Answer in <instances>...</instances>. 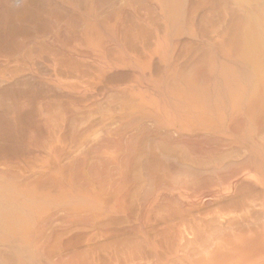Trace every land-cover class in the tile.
Segmentation results:
<instances>
[{
    "label": "bare ground",
    "instance_id": "1",
    "mask_svg": "<svg viewBox=\"0 0 264 264\" xmlns=\"http://www.w3.org/2000/svg\"><path fill=\"white\" fill-rule=\"evenodd\" d=\"M26 1L27 0H8V2L13 3V6H24ZM54 1L55 5H61L62 8L64 7V9L65 6L69 7L70 9L68 10H71L73 8L72 6H70L72 5L71 2H75L73 0ZM116 1L117 6H120V4L121 6L125 7L136 6V8L134 7L136 11H134L135 9L132 10L133 7H129L128 9L126 8L127 11L124 9L125 7H122V9L124 10L119 9V14L117 13L118 11H116V14L122 16L126 15L127 13L125 14L121 11H126L129 13L130 11H134L135 14L131 12L130 16L135 15V18H137L136 13L139 11L137 6H142V8L143 6H146L148 10L150 8V10L148 11L150 15L147 13L149 15L147 16V19L146 13L144 16V11L141 9V7L139 8L141 10L138 12V15L140 14V12L142 13V11L143 15H139L141 21H138L139 18L137 19V21L141 22V24L139 25L138 23L135 27H146V29L149 30L144 31L143 28L141 30L144 31V33L151 30V33L147 32V34L150 33V35L152 36H150L149 34L147 36V34L141 32L140 27L137 28L139 29V31H135V27L133 28V26L135 25L134 22L136 21V19L134 22H132L134 20V17L132 16L133 18H131L129 15H126L127 18L125 19L121 17V19L119 20V16L118 18H115L117 21L119 20L118 25L120 23L122 25L123 21L125 20L124 23L126 24V22H128L126 26L128 25L129 27H123L122 29L125 30H123L122 32L120 30L122 26H119L120 29H118L117 25L115 26L117 27V31L115 29L114 30L116 31V35L119 31H121V35L124 32L126 33L127 30L129 31V29H131L130 32H133V30L135 31L134 33L131 32V34H129L130 32L128 33L129 35H131L132 41H130L131 37L129 39V35H127V33V36H125L124 34L122 35L123 38L120 36V39H124L126 37V39H129V43L131 42V47L129 45L126 46L127 48L130 47L127 53H129L130 55L132 54L131 57L133 61L130 60L131 57L130 59H128L133 63H141V67L143 68V65L152 63H149L150 60H147L148 63L145 61L148 56L149 59L154 56L158 59L157 55L162 58L161 62L164 61V63L162 64H165L164 69H162L163 65H158L159 68L162 69V71H160L163 72V79L161 80L160 78L162 82V88L161 86H159L161 84L160 80L158 79V83V80H156V78L153 79H155L157 84H159L158 87H160L162 89L160 90L163 92L160 94L161 91L159 89L154 90L152 87L154 91H159L155 93H159L161 95V98H159V94L155 95L154 91L151 89V86H153L152 84L151 86H148V84L146 85L144 83L145 81H148L146 80L147 78H152V76L146 74L149 75V77L147 76V78L144 79L143 77L145 76H143L142 74L143 69L138 68V70L140 69L139 72H142L141 74L143 77H140V74L138 76L140 78H143L142 81H144V85L141 84L142 81L140 83L135 82V80H137L135 75H130L131 77H129L127 80L131 79L129 80V82H131L129 83L127 81V84L125 83V77L123 78L125 80V82L122 83L123 86L125 84L124 87L121 85L122 80H120L121 82L119 80L116 81L114 77L113 79L117 82V86L118 84L122 86H118L119 88L116 89L117 86L114 87V84H111V81L113 80H111L112 78L109 76L111 83H108L109 81L107 83L108 85L111 84L114 89H112L110 86L108 87V85H104L105 87L112 89V91L110 90L109 93V89L107 88L106 90L104 88V90H106L109 94H104V90H101L103 93L102 94L101 92H99L101 93V95H96L93 93L96 97H93L94 101H91L92 99L89 100L90 102H92L91 105H89V101L87 103L89 106L85 103V101H87L86 97H89V95L86 96L85 94L87 92H89L88 94H90L95 90L93 85L96 84L99 89H103L101 88V83H104V80L102 81V77L104 78L105 76L103 72L108 71L107 69H105L106 67L110 69V63L117 57L115 56L113 60L110 59V57L105 58L111 52L115 53V50L113 48H116L117 45V42L115 44V41L112 40V42L108 44L111 46V44L113 43L115 45L114 47L111 46V48L110 46L106 45L111 38L115 37H110L109 34L107 35L105 34V31H103L104 27H106L107 29V26L105 25H108V22H105V25L103 24V26H100L103 28L101 29V33L103 35L100 34L101 36H99L98 34L100 30L98 31L96 29H92L93 27H98L97 24L99 25L101 21H103L102 17L104 15H101V21L100 19L96 18V16H98L96 15V12L98 13V9L96 10L95 6L98 2L99 4L97 5V7L100 4L102 5L100 0H98V2L96 0L84 1L86 2L87 8L88 6H90L92 9L94 7L95 12L90 7L89 9H91V11H93L96 15H93V12L90 13L92 17L95 16L92 20H94L95 18L99 20V22L96 23V26H92V24L90 26V23L93 21L88 18V20L91 21L90 22L85 17L86 14L87 17H91L89 16V13H87L90 10L86 8L87 12L85 11V15L84 10L81 12V14L79 12L80 15H78V13H75V9H72V11H74V13L79 16V18H77L78 20L80 18L82 19V16L84 15V18H86V20L83 19L84 21L82 22V20L80 19V21L82 22L81 24L83 25L84 22H90L89 24L84 23V25H86L85 27L92 30L90 31L88 29V32L87 28L86 30L84 28L86 32L84 30V32L81 31V34L83 33L84 35L85 33L84 38L82 35H80V37H82V39L80 38L82 41L78 43H76V39L78 37L75 39V41L72 40L74 38H70L71 41H74V46L72 45L71 41H67L70 39H67V43H65V45H69V48V43H71V46L77 49V54L79 53V56L81 54L80 57L82 58V61H86L84 63L87 65V67H95H91L94 71H90V68L89 72H86L88 69H78V63L83 64L81 58H77L78 60L75 59V61H78V68H75V70H73V68L71 69L66 64V62L64 64V61H62L63 55H61V53L59 55L62 59L59 57V55L58 57L61 59L60 61L63 62L62 66L59 65V59L56 60L59 64L55 63L52 65L53 61L51 62L52 68L57 64L58 69L57 67H54L53 69L48 71V69H50V63L48 64L47 68L45 66V69L49 72V75H47L50 76V78L47 76L48 82L47 80L46 82L45 80H43L44 84L48 83L47 85H51V88L53 87L54 90H56L55 88H62L66 89V92H68L67 90L70 89L72 90V93L74 91L77 92V94L80 92L76 90H82V92H84V94L82 92L80 93H82L83 96L86 97L82 98L83 100L79 101V103H75L73 101H76L77 95L76 97H74V99L73 95H71L72 93L70 90L71 96H69L72 97V99L69 97L70 99L68 102L71 103L70 101L72 100V103L74 105H77L79 109L76 110L75 106V110L72 109V104H69L68 102L63 100V97L61 99V97L59 96L60 93L58 92V97L63 100H59L61 103H59L60 105L58 104V107H60V109L62 110H60L59 112L62 113L58 114L56 112L57 110H53L50 106V104L52 103H49L50 101H52L50 100L51 97L50 99L48 98L50 101H46L47 98L39 93H34L33 95L29 93L30 87L32 89L31 92H36V90H34L35 88L38 90L37 92H40V88L38 89L37 87H35L39 85V83H37V85H34L35 83H32V85L34 86L31 85V82L35 81V79L37 78L36 76H38V72H36L37 67H35L36 69L34 68V65L36 64H33L32 67L30 64L31 60L29 62V60H26L27 56H24L25 54H22L26 53L28 49H26V52H24L25 50L23 49L22 53L20 51H17L13 54H9L8 51H10L9 48L11 44L9 42V48L6 51L7 57H5L6 55L2 56L0 54V70H5L3 68L5 67L4 64L10 65L9 63H11V65H13L12 63H14L15 66H17V64L20 66L19 70L16 68V71L14 73L15 75L12 78L10 75H8V77L11 78V81H13L12 83H16V85L17 83L21 84L23 81H26V83H30V85L27 86V88L29 87V92L26 91L27 88L25 89L24 87V89L22 88V91L24 90V93L21 91L22 93L19 99L16 98L18 99V102H16L17 100L15 99L14 103L16 102L15 108L17 110L14 109L15 112L12 115V119H10V117L12 116H10L11 114L8 112L10 114L8 115L10 117L7 116L9 118L8 120H12L11 122H13V119L15 120V115L16 117H18V119L19 117L20 119L23 118L24 122L28 121L30 124L27 122V125L29 124V127L27 126L29 129L27 128L26 131L29 132V137L31 136L32 138L34 135L33 138H36V140H31V138L29 140V137L26 133L25 134L27 136L25 134H21L23 137H27L26 139H28V141H26V139L22 140V137L18 134V137H21V141H26L25 144V142L23 143L20 140L16 139V141H20L24 146L22 147V144L19 142L21 144L20 145L17 142V144L22 147V150H19L22 151L20 152L21 154L14 150L13 153H17L13 154L12 149L9 150L10 146H7L9 147V149L5 148V151L7 149V151H11L10 153H12L13 155L10 154L11 156H9L8 153L7 155L2 154L3 152H1L2 155L0 156V167L2 168L0 169V264H264V136L262 134L264 132L261 131V133L258 134L259 129L264 123V0H194V3L188 2V0ZM2 2L0 0V6L3 5ZM8 2H5L6 7L7 4H9ZM43 2L44 1H42L41 3ZM115 2L113 4H110L115 5ZM36 3H38V1ZM41 3L39 2V4ZM80 3L82 2H79L76 5L73 3V5L76 8V6ZM189 3L192 6V11L195 10L193 11L194 13L198 9H193L194 6L199 8L201 7L202 9L206 7L208 10H214L213 12L216 15V11L221 9V13H219L222 16V19L220 20V22L218 21V25H214L217 26L216 28L213 26L214 28L210 34L204 35L205 33L203 34V29L200 31L198 29L200 26L196 27L195 25L201 23L200 21H197L199 17L201 18L202 15H205V13L207 12L211 13V11H208L205 8V11L207 10L206 12L200 10L204 14H201L200 12L199 14L201 15L197 17L195 21L196 23H194L193 14L192 17L188 15L189 11H191L188 7ZM221 3L222 5L224 3L226 4H224V6H221L225 8L226 11L225 9L223 10L220 7ZM47 4L49 5L51 3L48 1ZM28 5L30 6V3ZM43 5L46 6L45 3ZM102 6H109V4H106V2H104ZM155 6H160V10L158 7L157 8L160 11L161 17H158L160 20L157 19V14V16H155L154 18L152 17V19H157L159 21L157 22L160 23V27L158 26L159 24H157L156 20L153 21L154 23H150L152 21L148 20V17L154 16L152 14L151 8L153 9V7ZM217 6H219L220 9H218ZM2 7H0V9ZM49 7L53 8V6ZM12 8L13 7H11V9ZM216 8L217 10H215ZM11 9H9L10 12ZM5 10L9 12L8 9ZM72 11L71 13H69L72 14ZM155 11L153 10L154 14ZM159 11H156V13H159ZM187 11L188 14L186 15ZM192 11L190 13H192ZM24 12L25 11H23V13ZM54 12L52 10L51 13L54 14ZM120 12L124 15L120 14ZM13 13L14 11L11 14ZM69 13L68 15H70ZM8 14L9 13H7V15ZM17 14L20 15L21 13L19 14V12H17ZM62 14H64V11ZM62 14L60 15L62 16ZM3 15L1 16V18H5V16ZM14 15L17 16L16 13ZM68 15H64V18L69 19L72 17L71 19H75L76 17V15L75 17H73V15H70V17L67 18ZM206 15L205 17H208L209 21L210 18ZM216 15L212 16L211 19L216 18L218 16ZM25 16L22 17V20L27 19L30 15L27 16V18H25ZM57 16L58 14H56V17ZM187 16L190 17V20L192 18V20L190 21L189 19H187ZM105 17L107 18V16ZM52 18L53 16H51L50 19L52 20ZM108 18L107 20H109L110 22L109 25L113 26L111 24V21L114 19L111 18L112 20L110 21V19ZM129 18L133 20L126 21ZM202 18L204 19V16H202ZM202 18L200 19L201 21H203ZM10 19L9 21H11ZM19 19L21 20L20 16ZM19 19L17 20L18 23L20 22ZM56 19L54 21H56ZM65 19L64 21L67 22V20ZM77 19L75 20V24H72L73 26H71V22H69L70 26L67 30H71V27H77H74V25H76ZM149 19H151V17ZM2 20L4 19H1L0 25L2 24ZM121 20L122 22H120ZM188 20L190 21V23ZM15 21L16 20H14V23L16 24ZM70 21L74 23L73 20ZM208 21L206 20V22ZM206 22L204 21L205 24ZM51 23L54 24L53 21H51ZM102 23H104V21ZM214 23L215 20L213 24ZM53 24L52 26L55 27V25ZM81 24L78 25V27H80ZM129 24L134 25L132 26ZM205 24L202 25L205 26ZM87 25H89L90 27ZM57 26H59V24H57ZM123 26L125 25L123 24ZM81 27L80 29L82 30L83 27ZM100 27H98L97 29H99ZM207 28L209 29L212 27L206 26V29ZM208 29L206 31H209ZM57 30L58 29L56 28V31H54L57 32ZM93 30L95 33H97L98 31L97 35L93 36V34H95ZM111 30L112 28L110 29V31H107V33H112ZM115 31L114 33H112V35H115ZM0 32H2V30ZM3 32L0 34L5 35L6 32ZM89 33H91L92 37ZM104 34L107 35V37L105 36V38L109 39V41L102 37L104 36ZM6 35L8 34L6 33ZM55 35L57 36V34ZM58 35H60V31ZM118 35L116 37H118ZM0 37H2V35ZM57 37L59 38V36ZM100 38L102 39L100 40ZM24 39L27 40L26 42H24L26 43L25 46H27L29 38L26 37ZM80 39L78 38V40ZM120 39H118V43H120V45L123 41L124 42L122 44H129L128 41L126 42V40ZM13 40H15V38ZM104 40L107 41L105 46L103 45L105 43ZM119 40L122 42H119ZM4 41L5 40H3V43ZM18 41L22 42V40ZM101 41L103 42L102 45L104 46V48L107 47L106 53L109 52L106 54V56H104L105 53H102L103 47L100 44L102 43ZM134 41L137 47L135 46ZM49 42H51V40ZM62 42L60 44H62ZM181 42H183V44H186V46L189 45L191 47L189 48L188 52L186 49L184 50L183 44ZM132 43L138 49H136L134 46L132 47ZM178 43H180L181 45ZM198 43L199 45H203L200 47H196ZM16 44H18V42ZM14 46L15 44L13 43V48ZM59 46L61 48L60 51H63L65 48H67L66 46H63V49L61 45ZM123 46L121 45V47ZM181 46L182 49L187 52H180L182 54L184 52L185 56L183 57L188 58L187 60L185 59V62H180L184 60V58H180V60L177 56L179 55ZM31 47L32 42L29 49L30 52H32L33 50V47ZM125 48L123 47L122 50H124ZM131 48H135L137 52L134 49V51L130 50ZM16 49H14V51ZM19 49L21 50L22 48ZM112 49L114 51H111ZM66 51L67 50H65V52ZM119 51L121 53L123 52L120 48ZM119 51L116 50L117 53L115 54L118 55ZM65 52L64 55L66 57V55L68 54H65ZM76 52H73L72 54ZM99 53L103 54L102 57H100L101 55H99ZM137 53L140 55L138 56ZM111 54L115 55L113 53ZM123 54L125 55L126 53H122V57L120 58L124 57ZM129 54L128 57L130 56ZM75 55L76 54H74V56ZM133 55L136 59L138 58L139 61H135L136 59L133 58ZM103 56L104 59H101L103 58ZM125 57L127 58V55H125ZM66 59L65 61H68ZM106 59L112 61H110L109 63V60L107 61ZM118 59L119 58H117V61ZM142 59H144V61ZM87 60H89L88 62L91 61V63L95 62V66H93V64L91 63L90 65L87 64ZM129 60L123 59L122 64L121 62H117L115 60L116 62L114 61V66H116L117 63H120L121 65L124 64V66H116V70L118 71V68L121 67L124 68L126 65L125 63L127 62L131 63ZM4 61L5 63H3ZM70 61L72 60L70 59ZM123 61L125 63H123ZM161 62L159 61L160 65ZM128 63L127 66L130 65ZM136 64L134 66L131 64L132 69H137ZM157 64L158 62L155 63V65H152L156 66ZM14 65L12 67H15ZM114 66L112 65V67ZM127 66L126 69L128 68L130 70V68ZM65 68H67L69 71H67ZM149 68L151 69V66ZM8 69L9 68H6L7 71L5 70V73L9 71L13 73L12 71L14 68H12V71L10 69L8 71ZM45 69L42 70L45 71ZM127 70L126 74L127 72L128 74H130L129 70ZM47 71L44 72V74L48 73ZM120 71H122V73L125 72V70L123 69ZM154 71L152 72L154 73ZM150 72L147 71V73ZM5 73L3 72L2 75H4ZM5 75L7 76V73ZM110 75L113 76V74ZM6 76L4 79L2 78L3 76L0 75V88L5 83L6 86L8 85L7 83H11L10 81H8L9 79L6 80ZM44 76H46V74ZM40 77L42 78V76ZM47 77L44 79H47ZM132 77L135 78L134 82H132ZM107 79L109 80V78ZM138 81H140V79ZM149 82L151 81L149 80ZM26 83L23 85H27ZM155 85L156 84H154V88ZM6 86L4 88H6ZM43 86L44 85H42V88L45 89L46 87L44 88ZM71 86H75L76 88H73ZM33 87L35 88L33 89ZM90 89H93V91ZM99 89L96 91H100ZM54 90L52 93H54ZM58 91H60V89ZM10 92H12V90ZM46 92H49L52 95L49 88ZM40 93L44 92L41 91ZM2 94L5 93L3 92ZM36 94L40 95V97L38 95L36 98L38 100V108L41 107L39 109L42 110L43 114L45 113L47 115H45L46 117H50V119L53 120L52 123L50 122L51 124L48 122L50 126L54 123L52 125L54 127H51V133H49V130L47 129L50 128V126L46 127L47 130L45 134L42 133L44 134V137H47V139L43 138L46 139L45 143L47 142L46 145H48L47 148L45 147L44 149H42L41 144L37 143V139H40L37 136L40 135L41 132L37 135L39 131L37 130L38 132H35L37 128H33L35 121L38 124L43 119L41 118V116H37L38 114H36L35 109L37 107L35 104L37 102L35 101V104L33 102L36 99L31 100V97L35 98ZM46 94L45 96H47ZM50 94H48V97ZM13 95L17 97L15 94ZM7 98L9 99V97ZM85 98L86 100H84ZM78 99L80 100V98ZM9 101L12 102L11 100ZM55 101L57 102V100ZM56 104L57 103H55V105ZM56 109L58 108L56 107ZM4 110L7 111V109ZM24 110L30 112V118L28 117V113L27 116L25 115L26 113ZM41 110H39L40 113H42ZM6 111L5 114L3 113L1 115L5 116ZM9 111L12 112L13 110ZM23 114L28 117L30 121L28 120V118L26 119ZM3 120H5L4 117ZM23 120H20V122H22ZM17 121L18 120H16L15 122ZM0 122H2V120ZM7 122L9 123V121ZM15 122H13L14 124H12V128H14V125L17 126L16 128H18V126H21V130L18 131H22V129L24 128L22 125L23 122L21 123V125H19L20 123L16 125ZM3 124L4 123H2L1 125L3 126ZM40 124L41 122L39 123V125ZM44 124L46 126V123H43L42 125L44 126ZM7 126L6 129L9 130ZM35 126L37 125L35 124ZM112 126L115 128H113ZM110 127H112L114 130ZM33 129H35V131ZM109 129L112 130V133L109 131ZM149 130L153 132V134L151 132L152 135H154L155 133H163L164 138L162 139H164L166 143L183 146L189 154L196 156V159L199 157H205L209 159L216 153V151L219 153V155L220 153H224V159L227 157L226 155L228 153L224 152V149L229 147V150H231L232 152L233 150L235 152V150L241 147L244 150L243 153L242 150H240V152L242 153V156L246 155V157H243L244 159L240 157V160L238 159V156V160L234 156V158L232 159L228 158L229 162L231 160H234L235 162L232 164L231 161L230 165H227L225 163V161L227 160L226 158L225 161L222 160V163L224 162L223 166L220 164L218 165L220 166V168L216 169V173L208 174V172H204L202 174L197 173V168L198 166H201V170L203 165L196 164L198 165L196 166L194 164L195 162H193V159L190 156L189 158L192 159L193 162L192 165L197 167L195 169V173L193 170L195 167L193 166L192 169L190 161H188V163L190 162L189 165L191 167L188 166V168L190 167L191 170L186 169L187 166H184V162H186L188 158V153L186 154L187 157L185 156L184 158L183 156H181V161L179 160V162H182L183 159H186V161L183 160L181 164L182 168L181 166H177L179 165V162H177L178 160L176 161V166L173 165V162L172 165H170L171 160L169 158L168 159L170 161H166L167 157L169 156L164 155L173 154L165 153L167 147L165 148V146H163L162 149H166L165 151L159 150V154L155 153L158 152V145L155 146L156 148L152 146L155 150L150 146L155 142H158L159 144L161 140H155L154 142L152 141V139H149L154 137V139H157L156 137L158 136L154 135L153 137L148 132ZM18 131L15 133L16 137H14V139L17 138ZM40 131H43L42 128ZM10 133L14 134V132ZM147 133L151 137H148ZM35 134L37 136H35ZM97 134L102 135L105 139L107 138L108 142H106L107 140L105 141L100 137V140H97ZM260 134H262L261 137ZM14 135H12V137ZM92 135L93 137L95 135L97 136H95L94 139L95 142H100V146L98 144L95 145ZM5 137L6 135H4V139ZM147 138L149 140V145L151 141L153 142L149 146L152 150L151 153L154 156L161 155L160 159H163L162 156L166 158L165 160L163 159V162H165L164 164L163 162H161L162 160H158L159 157H153L151 155V150H149V148H147L145 145V142H147ZM7 139L6 141H8ZM6 141H4V144L6 143ZM16 141L14 140L13 142L15 143ZM30 141H36V145L38 144L37 147L32 143L31 147H34L32 148L33 152L31 153L30 151L31 154L29 153V148L27 147H30V145H28V142ZM103 141L106 143H103ZM8 143L12 144V148L17 147H13L15 144L13 145L12 140H9L6 145H9ZM1 144L3 145V143ZM101 145L102 149H100ZM94 146H99V149ZM25 147L27 148L26 151H24L26 149ZM233 147H236L237 149H234ZM175 148L178 147L175 146ZM171 150H174V148H172ZM178 150L179 149L175 151L177 152ZM220 150H222V152ZM27 151L28 155L27 153L26 155L23 154V152ZM161 151H164V155H162L163 152ZM231 151H229L228 155L231 154ZM167 152L169 151L167 150ZM137 155L140 158V161L138 162L140 166L139 175L141 174V177L143 179L142 180L140 178V183L143 181L141 185L139 184L141 187H137V181L135 182L134 180L136 178H133L132 176V164L134 159V163H137V158H135ZM214 156L211 157V159H213ZM174 157H176L177 159L176 155ZM193 158L195 159V157ZM216 158L215 160L217 161ZM201 159L203 160V158ZM173 161H175V159ZM7 164L17 165L19 167V170L16 166H14V168H17V171H11V169L10 171H6L3 168H5L4 165ZM209 164L211 165V163H208L207 165ZM214 164L216 165V163ZM13 165H11L12 168ZM134 165L136 164H133V166ZM135 167L137 169L138 166ZM205 170L207 171L208 169ZM10 172H15L17 176H12L15 173L11 174ZM134 172L136 173L137 171ZM245 178L247 181V178H249V180L252 178L254 181L256 180V183H254L252 180L253 183L251 181L249 182L252 183L250 186L248 182L244 181L245 184L247 183V186H250L247 187L243 184V180H245ZM208 188H215V190L213 189L214 191L212 193ZM208 190L211 194L206 193L208 192ZM133 192L135 193V196L132 195ZM250 207L258 209L257 212L260 217L256 216L255 219H257L258 217L261 220L258 221L260 222L259 224L256 223L257 225H253H256L255 227H253L252 225V227L248 226V220L247 226L244 227L242 225H245V219L250 218ZM204 220H207V223L213 221L212 223H215L217 225L216 226L214 224L217 229L214 231L215 228L212 230L211 226L210 230L207 227L209 223L207 224L206 222H203ZM235 222L237 224L241 222L239 226L242 224V227H237V224V226H235ZM253 222V220H250V223L253 224ZM212 223L210 222V225ZM122 240L123 243L125 240L126 242H128V240L129 242L132 241L135 246L132 247L133 244L131 246L128 244L130 247L126 245L127 248H125L124 246H122V242L119 243L121 246H118L117 243ZM132 242H130V244ZM115 245L119 248H117Z\"/></svg>",
    "mask_w": 264,
    "mask_h": 264
},
{
    "label": "rangeland",
    "instance_id": "2",
    "mask_svg": "<svg viewBox=\"0 0 264 264\" xmlns=\"http://www.w3.org/2000/svg\"><path fill=\"white\" fill-rule=\"evenodd\" d=\"M2 1H3V2H2ZM9 1H11V0H9ZM28 1H29V2H28ZM37 1H38V3H36ZM42 1H44V2L41 3ZM48 1H49L51 4L48 5V4H47ZM48 1H47V0H46V1H45V0H41V1H40V0H27L26 3H28V4L30 3V6H29L28 4L25 3V5H28V6H25V5H24V6H25V7H24L23 5H22V6H18V5H17V6H16V5L13 6V3L8 2V0H6V1L1 0V2L3 3L2 6L4 7V9H3L2 6H0V7H2V8L0 9V10H1V13H0V22H1V19H4V20H2V24L0 25V27L2 26V27L0 28V31L2 30V32L4 31V32H6L8 35H6V33H5V35H4V34H0V36L2 35L3 38H5V36H6L5 39H3L2 37H0V38H1L0 40H1V42H2V43L0 42V49H1V50H0V54H1L2 56H5V55H6L5 57H7V53H6V51H7L8 48H9V47H8L9 42L11 43V44H10V48H9L10 51H11V53H10V51H8L9 54H13V53H15V52H17V51H20V52L22 53V52H23V49L25 50L24 52H26V49H28L29 52L27 51V52H28V53L26 52L27 54H26V53H22V54H23V55L25 54L24 56H27V58L24 57V58H26V60H29V62H30V60H31L32 63L30 62V64H31L32 67H33V64H36V65H34V68L37 67V69H36V68H35V69H36V72H38V76H36L37 78L35 79V81L31 82V85H32V83H33V84L35 83L34 85H37V83H39V85H37V86H35V87H37L38 89L40 88V92L43 91L44 93L37 92L38 90H37L35 87H33V89L35 88L34 90H36V92H31V91H32L31 87H30V88L28 87V88L30 89V92H29V89L27 88V86L30 85V83H26V81H23L21 84L19 83L20 85H19L18 83H17V85H16V83H12L13 81H11V78L15 75L14 73H15V71H16V68L19 70L20 66H19L17 63H15V64H17V66H15L14 63H12V64L15 66V67H12L13 65H11V63H9V64L11 65V68H10V65L4 64L5 67H3V68H4L5 70H6V68H9L11 71H12V68H14V69H13V71H12L13 73H11V72L9 71V69H8L9 72H6V73H7V76L5 75V74H6V73H5V70H3V69L0 70V72L2 71V72L0 73V75L3 76L2 78L5 79V76H6V78H7L6 80L9 79L8 81L11 82V83H7L8 85L11 84V85H10L11 87L8 86V85L6 86V85H5L6 83H5V84H3L4 86L2 85L3 88H2V87H1L2 89L0 88V89L2 90V91L0 90V93H1V94H0V101L3 102V103L0 102V104H1V105H0V106H1V107H0V108H1V110H0V117H1V118H0V119L2 120V122H0V125H1L2 123H4L3 126L1 125V127H0V130H2V131H0V136H1V137H0V147H1V148H0V156H1L2 154H7V153L9 154V156H11V155H13V154H15V153H17V152H18L19 154H21L20 152H22V151H19V150H22L21 148L24 147L23 144L21 143V142H23V141H21V137H22V140H23V139H26V138H27L26 136L29 134V132L26 131L27 128L29 127V124H30L28 121H27V122H28L29 124L27 125V122H24L23 118L20 119V117H19V119H18V117H16V116L14 115L15 120L13 119V122H15L16 120H18L17 122H15L16 125L19 124V123H20L19 125H21V123L23 122L22 125H23V127H24V128L22 129V131H18V130H21L22 127H21V126H18V128H16L17 126L14 125L13 127L15 128V130L17 129V130L15 131L14 128H12V124H14V123L11 122L12 120H8V119H9L8 117L12 116L13 113L15 112L14 109H16V108H15V106H16V102H18V99H19V97L21 96V93H22V92L24 93V90L22 91V88L24 89V87H25V89L27 88L26 91H28V92L31 93L32 95H33L34 93H39V94L43 95L45 98H47L46 101H50V100H52V101H50L49 103L52 102L51 104H52L54 107H53L51 104H50V106L52 107L53 110H55V111L57 110L56 112H57L58 114H59V113H62V112H59L61 109H60V107H58V104L61 103L60 101L65 100L66 102H68L70 98L72 99V97H70L71 95H73V98L76 97V95H77L76 101H75V100L73 101V102H75V103H76V102L79 103V101H82V100H83L82 98H84V97H86L87 95H89V97H88V96L86 97V98H87V101H85V103L87 104L88 101L91 100V99H92L91 101H94V100H93V97L95 96L94 94H96V95H101V93H102V91L104 90V88L107 90V88L110 86L112 89H114L113 86H114V87L117 86V84H116V83H117V82H116L117 80H119V81L122 80V82L120 81L122 86H123L122 83L125 82V80H126L125 83L127 84V81L129 82V80H131V79H129V80H127V79H128L129 77H131L132 75H133V76L135 75L136 78H137V80H135V78L132 77V79H133L132 82H134V80H135V82H137V83H140V82L142 81L143 78L145 79V78H147V76L149 77V75H151L152 78H150V77L147 78L146 80H148V81H145V82L142 81L141 84L144 85V83H145L146 85L148 84V86H151V84H152L153 86H151V89H152V87H153L154 90H155V89H157V90L159 89V90H160V89L162 88V82H161V80L163 79V74H162L163 72H161V71H162V69H164V66H165V64H164V65L162 64V63H164V61L161 62V61H162V58H160V56L157 55L158 59L155 58V56L149 59V56H148V58L145 59V61L148 63V61L150 60L149 63H150V62H152V63H151V64H148V65H143L144 67L142 68V67H141V66H142L141 63H140V64H139V63L136 64V62L133 63V62H132L133 59H132V57H131L132 54L130 55L129 53H127V52L129 51V48L131 47V46H130V45H131V42L129 43V41H128V40L130 39V37H131V35H129V34H131V32H132V31L130 32L131 29H129V31H128V30L126 31L127 35H129V39H128V38L126 39L125 36H127V35H126L125 32L122 33V35H123V34L125 35V36H124L125 38H124V39H120V36L122 37V35L120 34L121 31L123 32V30H125V29H122V28H123V27H124V28H127V27H129V26H128V25L126 26V24H127L128 22H126V24L124 23L125 20L123 21L122 25H121V23L118 25L119 20L121 19V17H122L123 19H125V18H127L128 15L130 16V13H131V12L134 13V11H136V9H135L136 6H132V7H133L132 10H134V9H135V10H134V11H130V13H129V12H126V11H127L126 8L128 9V8L131 7V6H129V7H125V6H121V4H120V6H117V4H116L117 1H116V0H115L116 2L113 0V1L115 2V5H116V6H115V5H112V4L114 3L112 0H109L110 2H109L108 0H105V1L103 0V2H102V0H100V2L102 3V5H103L104 2H106V4H109V6H102V5L100 4V5L98 6V7L100 8V10H99V8L97 7V5L99 4V2H98V0H96L98 3H96L95 9H96V10L98 9V10H97L98 13L96 12V15H98V16H96V15L94 14V12H95L94 7H93V9H92L90 6H88V8H87V6H86V2H84L85 0H73V1H75V2H71L72 5H70V6L73 7V8H72L73 10L75 9V13H78V15H80L81 12H82L83 10H84V15H85V11H86L87 9L90 10V11H91V9L94 10V12H93V11H91V12H90V11H88V12L86 11L87 13H89V16H91V17H92V15H90V13H92V12H93L92 14L95 15L96 18H98V19L101 18V15H102V16L104 15V16L102 17L104 23H102L103 21H101V19H102V18H101V19H100L101 23H100L99 25L97 24L98 27L103 26V24L105 25V22H108V25L110 24L109 20H107L108 16H109L108 19H110V21H111L112 19H114V20L111 21V24H112L113 26H111V25L108 26L107 24L105 25V26H107V29H106V27H104V29H103L102 27H100L99 29H97L98 27H96V28H94V27L92 28V27H91V28L94 29V30L96 29V30H98V31L100 30L99 33H98V31H97V33L99 34V36L103 35V34L101 33V32H102L101 29H103V31H105V34H107V35L109 34L110 37H111V36H112V37H113V36L116 37L118 34H120V35H118V37H116V38H117V41H116V38H115V37H113L114 39L111 38L110 41H109V39H106V38H105V36L107 37V35L104 34V36H102V37L105 38V39H106L107 41H109V42H107L106 40H104L105 43L103 44V42L101 41L102 43H100V44H101V45L103 44V45L105 46V44H106V42H107L106 45H107V46H110V45H109L110 42L115 41V44H116V42H117L116 48H113V49L115 50V53H117L116 50L119 51V48H120L121 51H123L122 53H126L125 55H127V58L125 57L124 54H123V55H124L125 58H124V57H123V58H120V57H122V56H121L122 53H121L120 51L118 52V53H119L118 55H116L114 52H111V53H113V54H115V55H112V54L110 53V54H108V56H106V54L109 53V52L106 53V49H107V47L104 48L103 45H102L103 48L101 47L102 50H103L102 53H103V54L105 53V55H104V56H106L105 58L110 57V59H112V60H113V58H114L115 56H117V57L114 59V61H115V60L117 61V58H119L117 62H121V64H122V60H123V59H124V60H125V59L129 60L130 57H131L130 60H132V61L129 60L131 63H128L127 61H126V62H127L128 64H130V65L132 64L133 66L136 64L137 69H135V68L132 69V65H131V66H130V65L127 66V63H125V62L123 61V63L126 64L124 68L121 67L123 70H125V72H124L125 74H124V73H122V71H120V70H122L121 68H118V71L116 70L117 68H115L116 66L118 67V65H119V66H124V64L121 65L120 63H117V65L114 66L116 61L114 62V61H112V60L106 59L107 61L109 60V63H110V61H112V62H111L110 65H109V66H110V69H108L107 67L105 68V69L108 70V71H106L108 74H107L106 72H103V74H105V76L102 74V75L104 76L105 79L102 77V81L104 80V83L102 82V83H101V84H102V87H101V86H99V87H101V88H103V89H99L98 86H96V84H95V85H93L95 90L93 91V89H90V90L93 91V92H91L92 94H91V93L88 94L89 92H87V93L85 94L86 96H83L84 92H82V90H76V89H74V90H76V91H78V92L80 91V92L83 93V94H82V93L79 92V93L77 94V92H75L74 90H73L74 92L72 93V90L70 89V90H71V93H72V94L70 95V90H67V91L69 92V93H68V92L65 91L66 89H62V88H58V89H57V88H55V89L57 90V92H56V90H54L53 87L51 88V85H47L48 83H45V84H44V81H43V80H45V82H46V80H47V82H48V77L50 78V76H48V75H49V72H48V71H50V70L53 69L54 67L56 68V67H57V64H59L58 61H56V60H58V59H59V62H60L59 65L62 66V65H63V64H62V63H63L62 61H64V64H65V62H66V64H67L71 69L73 68V70H75V68L77 69V68L79 67L78 69H80V70H81V68H83L84 70H87V69H88L86 72H89L90 69H91L90 71H94L92 68H95V67H92V66H91V67H92V68H91V67L89 66L90 63H91V61L88 62L89 60H87V64H89L88 66H89L90 69L87 67V65L84 63V62H86V61H82V58L80 57L81 54H80V56L78 55L79 53L77 54V52H76L77 49L73 48V47L71 46V43H69V44H70V48L72 47L71 49L69 48V45H67V44L65 45V43H67V42H66L67 39L74 38V39H72V40H74V41H75V39H76L77 37H78L79 39H80V38L82 39V37H80V35H82L83 38H84L85 33H84V35H83V33L81 34V31L84 32V31L86 30L87 27H85L86 25H84L85 22L83 23L84 26H83L81 23L84 21L83 19L86 20V18H87V20H88V18H90V20H92L93 17H95V16H93V17L91 18V17H87V16H86L87 14H86V15H85L86 18H84V15H83V16L81 15V16H82V19L80 18V19L82 20V22H81L80 19H79V20L77 19V18H79V16L76 15V14L74 13V11H72V9H71V10H68V9H70L69 7H66V6H65V9L68 11V12H67V11L64 9V7H63V8L61 7V5H55V1H54V0H48ZM68 1H69V0H68ZM76 1H77V2L79 1V2H82V3H80L79 5H77L76 8H75V6L73 5V3H74L75 5L79 3V2L77 3ZM118 1H119V0H118ZM5 2H8L11 6H10L9 4H7V7H6ZM39 2H40L41 4H39ZM107 2H109V3H107ZM112 2H113V3H112ZM188 2H193V3H194V0H193V1H191V0L189 1V0H188ZM44 3L46 4V6L43 5ZM83 3H84V4H83ZM110 3H112V4H110ZM118 3H119V2H118ZM193 3H192V4H193ZM38 4H39V5H43V6H39ZM224 4H225V3H224ZM224 4L222 5V3H221L220 7H221V6H224ZM4 5H5V6H4ZM80 5H81V6H80ZM104 5H105V4H104ZM111 5H112L113 7H112ZM118 5H119V4H118ZM225 5H226V4H225ZM8 6H9V7H8ZM49 6H51V7L53 6V8H50ZM56 6H58V7H56ZM78 6H79V7H78ZM85 6H86V7H85ZM5 7H6V8H5ZM11 7H13V8H12L13 10L11 9ZM15 7H16V8H15ZM20 7H21V8H20ZM40 7H41V9H40ZM60 7H61V8H60ZM77 7H78L79 9H78ZM89 7H90L91 9H89ZM96 7H97V8H96ZM101 7H102V8H101ZM122 7H123V8L125 7L124 9H125L126 11H125V12H124V11H121V12H123V13H125V14L127 13V14H126L127 16L124 15L123 13H121V12H120V14H123L124 16H122V15H118V14H119V9L124 10V9H122ZM132 7H131V8H132ZM134 7H135V8H134ZM140 7H141V9L144 11V13H143V11H142V13L144 14V16H145V13H146V19H147V16L150 15L149 12H148V11L150 10V8H149L150 6L148 7L149 10L146 8V6H145V7L143 6V8H144L145 10L147 9L146 12H145V10L142 8V6H139V7L137 6V8H138L139 11L141 10V9H139ZM157 7H158L159 10H160V6H157ZM157 7L155 6V7H153V9L151 8L152 14H153L154 16H150L151 19H149L150 17H148V20L152 21V22H150V23H154L153 21H155V20H156V22H157V21H158L157 19H159L158 17H161V16H160V11L158 10ZM188 7H189L190 10L192 11V8H191L192 6L190 5V3H189V6H188ZM215 7H216V6H215ZM225 7H227V6H225ZM17 8H18V9H17ZM82 8H83V9H82ZM86 8H87V9H86ZM131 8H130V9H131ZM154 8L156 9L157 12L159 11V13H156V11H155ZM189 8H188V11H189ZM195 8H196V9L198 8V9L196 10L197 13L195 12L196 14L193 12V11H195V10H193L192 13H190L191 11H189V14H188V11H187V13H186V15L188 14V15H190L191 17H192V14H193V16H194V17H193V18H194V23H196L195 21H196V19H197L198 16H200L201 14H204V13H202L201 11H202V10L205 11V9H207L206 7H204L205 9H204V8L202 9L201 7L199 8V7L194 6L193 9H195ZM217 8L220 9L219 6H217ZM217 8H216L215 10H217ZM221 8H222L223 10L225 9V8H223V7H221ZM5 9H8V10L11 9V12H10V10H9V12H7ZM23 9H24V10H23ZM42 9H43V10H42ZM57 9H58L59 11H58ZM63 9H64V10H63ZM77 9H78L79 11H78ZM109 9H110V10H109ZM130 9H129V10H130ZM4 10H5V11H4ZM48 10H49V11H48ZM52 10H53V12L55 11L54 14L51 13ZM56 10H57V11H56ZM60 10H61L62 12H61ZM76 10H77V11H76ZM104 10H105V11H104ZM129 10H128V11H129ZM138 10H137V11H138ZM153 10L155 11V14H156V15L154 14ZM186 10H187V9H186ZM198 10H199V11H198ZM200 10H201V11H200ZM207 10H208V9H207ZM207 10H206V11H207ZM3 11H4V12H3ZM13 11H14V13L11 14ZM23 11H25V12H26V11H29V12H26V13L24 12V13L26 14V16H25V14L23 13ZM63 11H64V14H62ZM65 11H66V12H65ZM71 11H72V14H70ZM99 11H100V12H99ZM116 11H118V12H117L118 14H116ZM139 11H138V12H139ZM206 11H205V12H206ZM208 11H211V13H212L214 10H213V11H212V10H208ZM225 11H226V9H225ZM6 12L9 13V14H8L9 16L7 15ZM17 12H19V14L21 13V14H24V15H21V14L18 15ZM56 12H57V13H56ZM59 12H60V14H62V16L59 14ZM69 12H70V13H69ZM79 12H80V14H79ZM138 12L136 13V14H137V15H136L137 18H135V15H132V14H131V15L134 17V20L129 18V19H127L126 21H128V20H133L132 22H134L135 19H136V21H137L138 18L140 19V16H139V15H141L142 13L140 12V14L138 15ZM200 12H201V14H199ZM219 12L221 13V9L216 11V13H217L218 16H217L214 12H213L214 14H213V13L211 14V13H209V12L205 13V15L207 14L206 16H209L210 20L208 21V17H205V15H202V16H204V19H205V20H204V19L202 18V16H201V18H202V20H203V21H201V20H200L201 18L199 17L200 19L198 18L197 21H198V22L200 21L201 23L199 24V23L197 22L198 24L195 25V26H196V27H197V26H200L198 29H199L200 31L203 29L202 31H204V32H203V34L205 33L204 35H208V34H210L211 31L213 30V28H214V27H215V28L217 27V26H214V25H218V21L220 22V20L222 19V16L220 15ZM5 13H6V14H5ZM15 13H16L17 16L14 15ZM27 13H28V14H27ZM68 13H69L71 16L73 15V17H75V15H76L75 19H71L72 17L69 18L70 15H68ZM73 13H74L75 15H74ZM147 13H148L149 15H148ZM150 13H151V12H150ZM223 13H224V11H223ZM3 14H4V15H3ZM39 14H40V15H39ZM51 14H52V15H51ZM56 14H58L57 17H59V18L56 17ZM82 14H83V13H82ZM114 14H115V15H114ZM134 14H135V13H134ZM143 14H142V15H143ZM157 14H158V16H157ZM210 14H211V15H210ZM2 15L5 16V18H4V17L1 18ZM6 15H7V16H6ZM11 15H12V18H11ZM29 15H30V16H29ZM54 15H55V16H54ZM64 15H68L67 18H69V19H65V18H64ZM214 15H216L217 17L214 18V19H213V18L211 19V17L214 16ZM19 16H20L21 20L19 19ZM24 16H25V18H27V16H29V17L27 18V19H28V22H27V19H23L25 22L22 20V17H24ZM43 16H44V17H43ZM51 16H53L52 20L50 19ZM77 16H78V17H77ZM105 16H107V18H106ZM110 16H111V17H110ZM112 16H113L114 18H113ZM118 16H119V20L117 21L115 18H118ZM125 16H126V17H125ZM132 16H130V17L133 18ZM138 16H139V17H138ZM144 16H142V17H144ZM155 16H157V19H155V20L152 19V17L154 18ZM65 17H66V16H65ZM10 18H11V19H10ZM56 18H57V19H56ZM60 18H61V19H60ZM62 18H63V19H62ZM96 18L94 19L95 21L92 20L93 22H91L90 20H88V21L91 22V23L89 22V23H90V26H91V24H92V26H93V25L96 26V23L99 22V20H97ZM105 18H106V19H105ZM111 18H112V19H111ZM186 18L190 20V17L187 16ZM206 18H207V19H206ZM9 19H10L11 21H9ZM13 19L16 20V21H15L16 24L14 23V20H13ZM18 19L20 20L19 23H18V21H17ZM55 19H56V21H54ZM64 19L67 20V22H65ZM76 19H77V22H76V25H74V27H75V26H77V27H75V28H72V27H71V30H67V29H69V26H70V25L73 26L72 24H75V20H76ZM123 19H122V20H123ZM139 19H138V21H141V19H140V20H139ZM187 19H186V20H187ZM62 20H63V21H62ZM70 20H73L74 23H72V21H70ZM106 20H107V21H106ZM115 20H116V24H115ZM122 20H121L120 22H122ZM159 20H160V19H159ZM189 20H188V21H189ZM191 20H192V18H191ZM191 20H190V21H191ZM206 20H207L208 22H206ZM211 20H213V21H211ZM214 20H215V23L213 24ZM7 21H8V22H7ZM12 21H13V22H12ZM21 21H22V23H21ZM51 21H53L54 24L51 23ZM60 21L62 22V24H61ZM136 21L134 22L135 25L133 24L134 26H133L132 24H129V25H132L133 28H134L135 26H137L138 23H139V25L141 24V22H138V21H137V23H136ZM188 21H187V24H188ZM190 21H189V23H190ZM204 21L206 22V24L204 23ZM210 21H211V23H210ZM4 22H5V24H4ZM64 22H65V23H64ZM69 22H71V24H70ZM79 22H80V23H79ZM94 22H95V23H94ZM113 22H114V23H113ZM132 22H131V23H132ZM158 22H159V21H158ZM158 22H157V24H159L158 26L160 27V23H158ZM11 23H12V25H11ZM25 23H26V24H25ZM55 23H56V24H55ZM67 23H68V25H67ZM89 23L86 22L85 24H89ZM8 24H9V25H8ZM52 24L55 25V27L52 26ZM57 24H59V26H57ZM64 24H65V25H64ZM69 24H70V25H69ZM80 24H81V26L83 27V28H82V27L80 26V27L82 28V30L80 29V27H78V25H80ZM123 24H124L125 26H123ZM202 24H203V25L205 24V26H203ZM16 25H17V26H16ZM62 25H64V26H62ZM66 25H67V26H66ZM117 25H118V29H120L119 26H122V27H121V29H120L121 31H119L118 34L116 35L117 27H115V26H117ZM155 25H156V24H155ZM201 25H202V26H201ZM56 26H57V27H56ZM60 26H61V27H60ZM65 26H66V27H65ZM87 26H89V25H87ZM90 26H89V27H90ZM142 26H143V25H142ZM206 26H207V27H212V28H209V29L207 28L209 31H206V30H207V29H206ZM213 26H214V27H213ZM53 27H54V28H53ZM130 27H131V26H130ZM138 27H140V26H138ZM138 27H137V28H138ZM2 28H3L4 30H3ZM56 28L58 29V30H57L58 33L55 32V31H56ZM59 28H62V29H59ZM65 28H66V29H65ZM84 28H85V30H84ZM108 28H109V29H108ZM111 28H112V30H114V29L116 30V31L114 30V31H115V35H114V34L112 35V33H114V31H112V30H111L112 33H110V32L107 33V31H110ZM133 28H132V29H133ZM137 28L135 27L134 30H135V31H137V30L139 31V29H137ZM142 28H143V27H142ZM142 28L140 27V30H141ZM14 29H15V30H14ZM50 29H51V31H50ZM72 29H73V30H72ZM88 29L90 30V28H87V30H88ZM92 29H91V30H92ZM22 30H23V31H22ZM54 30H55V31H54ZM75 30H76V31H75ZM83 30H84V31H83ZM89 30H88V32H89ZM91 30H90V31H91ZM94 30H93V32H94ZM134 30H133L132 33L135 32ZM143 30L145 31V30H149V29H146V27H144ZM18 31H19V32H18ZM59 31H60V35H58V34H59ZM144 31L141 30V32H143V33H144ZM2 32H0V33H2ZM4 32H3V33H4ZM10 32H11V33H10ZM12 32H13V33H12ZM16 32H17V34H16ZM51 32H52V33H51ZM85 32H86V31H85ZM93 32H91V33H93ZM129 32H130V33H129ZM147 32H150V33H151V30H150V31H147ZM147 32H145L144 34H147ZM72 33H73V34H72ZM91 33H89V34L91 35ZM94 33H95V32H94ZM97 33L93 34V36L97 35ZM128 33H129V34H128ZM150 33H148V34L150 35ZM55 34H57V36H59V38H58ZM65 34H66V35H65ZM100 34H101V35H100ZM148 34H147V36H148ZM17 35H18V36H17ZM19 35H20V36H19ZM7 36H8V37H7ZM109 36H108V37H109ZM150 36H152V35H150ZM21 37H22V38H21ZM26 37L29 38V42H27V44H28L27 46H29V47L25 46L26 43H24V42L27 41V40L24 39V38H26ZM38 37H39V38H38ZM55 37H56V38H55ZM91 37H92V35H91ZM110 37H109V38H110ZM8 38H9V39H8ZM14 38H15V40H13ZM17 38H18V39H17ZM62 38H63V39H62ZM64 38H65V39H64ZM78 38L76 39V40H77L76 43L82 41L81 39L78 40ZM122 38H123V37H122ZM148 38H150V37H148ZM55 39H57V40H55ZM58 39H60V40L62 39V40H63V42H62V40H61V42H62L63 45L60 44L61 42H60V40H58ZM101 39H102V38H100V40H101ZM118 39H120V40H126V42L128 41L129 44H126V43H125V44H122L124 41L122 42V41L119 40V42H122L121 45H122V46L124 45V46H123L124 48L126 47L124 50H122L123 47H121L120 43H118ZM3 40H5L4 43H3ZM8 40H10V41H8ZM12 40H13V42H12ZM18 40H22V42H21V41H18ZM24 40H25V41H24ZM30 40H31V41H30ZM50 40H51V42H49ZM111 40H112V41H111ZM6 41H7V42H6ZM14 41H15V42H14ZM67 41L70 42L71 39H70V40H67ZM74 41H71V42H72V45H73ZM130 41H132V37H131ZM17 42H18L19 45L16 44ZM20 42H21V43H20ZM31 42H32V47H33V48L31 47V48L33 49V50L31 49L32 52H30V50H29V49H30V46H31ZM13 43L15 44V46H16L17 49L15 48V46H14V48H13ZM23 43H24V44H23ZM108 43H109V44H108ZM134 43H135V41H134ZM181 43L183 44V42H181ZM184 43H185V42H184ZM2 44H3V45H2ZM29 44H30V45H29ZM33 44H34V46H33ZM74 44H75V43H74ZM178 44H180V43H178ZM188 44H189V42H188ZM4 45H5L6 47H5ZM23 45H24V46H23ZM59 45H61L62 48H63V46H64V47L66 46L67 48H65V49L63 48L64 50L62 49L63 51H60L61 48H60ZM101 45H100V46H101ZM118 45H119V46H118ZM126 45H129L130 47L127 48ZM180 45H181V44H180ZM180 45H179V47H180ZM184 45L186 46V44H183V48H184V50L186 49L187 52H188L189 48H191V47H190L189 45L185 47ZM202 45H203V44H200V45H199V43H198V44L196 45V47H198V46L200 47V46H202ZM20 46H21V47H20ZM73 46H74V45H73ZM111 46L114 47L115 45L112 43ZM111 46H110V47H111ZM133 46H134V44L132 43V47H133ZM135 46H136V43H135ZM135 46H134V47H135ZM4 47H5V48H4ZM11 47H12L13 49H12ZM25 47H26V48H25ZM58 47H59V48H58ZM117 47H119V48H117ZM136 47H137V46H136ZM136 47H135V48H136ZM19 48H22V49H21L22 51H21ZM68 48H69L70 50H69ZM108 48H109V47H108ZM111 48H112V47H111ZM135 48H131L130 50H133V49L135 50ZM4 49H5V50H4ZM14 49H16V50L14 51ZM72 49H73L74 51H73ZM104 49H105V51H104ZM113 49H112L111 51H114ZM136 49H138V48H136ZM2 50H3V51H2ZM65 50H67L66 52H68V53H66ZM71 50H72V52H71ZM109 50H110V49H109ZM126 50H127V51H126ZM134 50H133V51H134ZM184 50L182 49V46H181V50H179V55H177V56L179 57V59H180V58H181V59L184 58V60H182V61H180V62H185V59H186V60L188 59V58L183 57V56H185V53H187V52L184 51ZM34 51H35V52H34ZM135 51H136V50H135ZM182 51H184L185 53H184V52H183V54L180 53V52H182ZM2 52H3V54H2ZM64 52H65V54H68V55H66V57H65V55H64ZM73 52H76V53H74V54H76L75 56H74V54H72ZM78 52H79V50H78ZM136 52H137V51H136ZM29 53H30V54H29ZM60 53H61V55H63V56H62L63 59L60 57V55H59ZM70 53H71V54H70ZM9 54H8V55H9ZM49 54H50V56H49ZM69 54H70V56H69ZM103 54L99 53V55H101L100 57H102ZM128 54L130 55L129 57H128ZM137 54H138V53H137ZM180 54H181V55H180ZM55 55H57V56H55ZM58 55H59V57L62 59V61H60L61 59L58 57ZM77 55H78L79 57H78ZM110 55L112 56V58H111ZM139 55H140V54H138V56H139ZM76 56H77V57H76ZM104 56H103V58H101V59H104ZM118 56H119V57H118ZM177 56H176V57H177ZM56 57H57V59H56ZM64 57H65V59L67 58L66 60H68V61H65ZM72 57H73V58H72ZM75 57H76V58H75ZM100 57H99V58H100ZM136 57H137V56H136ZM48 58H49V59H48ZM69 58H70L72 61H70ZM77 58H78V59L81 58V61L83 62V64H82V63H78V67H77V62H78V61H75V59H77ZM128 58H129V59H128ZM133 58H135L134 55H133ZM142 58H144V57H142ZM154 58H155V59H154ZM78 59H77V60H78ZM120 59H121V61H120ZM135 59H136V58H135ZM177 59H178V58H177ZM181 59H180V60H181ZM47 60H48V61H47ZM137 60L139 61L138 58H137L135 61H137ZM142 60L144 61V59H142ZM147 60H148V61H147ZM152 60H153V61H152ZM52 61H53L52 65L55 64V63H57L56 66L54 65L53 68H52V65H51V62H52ZM54 61H56V62H54ZM69 61H70V63L72 62L73 64H72V63L70 64ZM159 61L161 62V65L159 64ZM113 62H114V64H113ZM154 62H155V63L158 62V64H157L156 66H153L152 64L155 65ZM3 63H5V61H4ZM46 63H47V64H46ZM49 63H50V66H49L50 69H48V71H47V70L45 69V66H46V68H47V66H48ZM75 63H76V64H75ZM94 63H95V62H94ZM94 63H91V64H93V66H95ZM81 64H82V65H81ZM59 65H58V66H59ZM72 65L75 66V67H73ZM112 65H113L114 67H112ZM138 65H139L140 67H139ZM158 65H159V66H162V65H163V66H162L163 68L160 69ZM7 66H9V67H7ZM43 66H44V67H43ZM71 66H72V67H71ZM83 66H84V67H83ZM126 66L130 68V70L127 68V69L129 70V73H130V74H128V72H127V74H128L129 76L126 74V70H127V69H126ZM150 66H151V69L149 68ZM152 66H153V67H152ZM41 67H42V68H41ZM111 67H112V68H111ZM147 67H148L149 69H148ZM85 68H86V69H85ZM113 68H114V70H113ZM138 68H142V69H143V73H142V72H139L140 69L138 70ZM35 69H34V70H35ZM42 69H43V70L45 69V71H43ZM57 69H58V67H57ZM65 69H66L67 71H69L67 68H65ZM111 69H112V71H111ZM131 69H132V70H131ZM142 69H141V71H142ZM144 69H145V70H144ZM20 70H21V69H20ZM115 70H116L117 72H116ZM128 70H127V71H128ZM133 70H134V71H133ZM137 70H138V71H137ZM149 70H150V71H151V70H152V71L155 70V71H154V73L151 71V72H152V74H151V72H150ZM160 70H161V71H160ZM6 71H7V70H6ZM21 71H22V70H21ZM46 71H47L48 73H45L46 76H44V75H45L44 72H46ZM104 71H105V70H104ZM119 71H120V72H119ZM132 71H133V72H132ZM135 71H136V72H135ZM144 71H146V72H144ZM147 71L150 72V73H147ZM3 72L5 73V74H4L5 76L2 75ZM109 72H110V73H109ZM111 72H112V73H111ZM118 72H119V73H118ZM155 72H156V73H155ZM158 72H159V74H158ZM9 73H10V74H9ZM42 73H43V74H42ZM121 73H122V75H121ZM134 73H135V74H134ZM136 73H138V74H136ZM141 73H142L143 76H145V77H143ZM41 74H42V75H41ZM47 74H48V75H47ZM50 74H51V73H50ZM106 74H107V76H106ZM110 74H113V76H111ZM139 74H140V75H139ZM146 74H149V75H146ZM156 74H157V75H156ZM8 75H10L11 78L8 77ZM115 75H118V76H115ZM130 75H131V76H130ZM138 75H139L140 77H143V78H140ZM155 75H156V76H155ZM158 75H159V76H158ZM160 75H162V76H160ZM40 76H42V78H43V76H44V78H46L47 76H48V77H47V79H44V78L42 79ZM109 76L112 78L111 80H113V81H111L112 83L110 82V77H109ZM119 76H120V77H119ZM126 76H127V78H126ZM157 76H158V77H157ZM39 77H40V78H39ZM114 77H115V78H114ZM124 77H125V78H124ZM107 78H109V80H108ZM113 78H114L116 81H115ZM119 78H120V79H119ZM123 78H124L125 80H124ZM153 78H156V80H158V79L160 80V78H161V80H160L161 84H160V85L157 84V82L159 83V80L156 82L155 79H153ZM41 79H42V80H41ZM139 79H140V81H138ZM105 80H107V81H105ZM123 80H124V81H123ZM149 80H150L151 82H149ZM153 80H154L155 82H154ZM37 81H38V82H37ZM72 81H73V80H72ZM108 81H109V82H108ZM114 81H115V82H114ZM42 82H43V84H42ZM107 82H108V83H111V84H114V85H113V86H111V84L108 85ZM130 82H131V81H130ZM130 82H129V83H130ZM143 82H144V83H143ZM146 82H147V83H146ZM148 82L150 83V85H149ZM25 83H26L27 85L24 86L23 84H25ZM106 83H107V84H106ZM154 84H156V85H155V88H154ZM21 85H23V86H21ZM34 85H32V86H34ZM42 85H44V86H43L44 88H45V87H46V88L48 87L49 90H51V93H52L53 90H54V93H52V95H51V94L49 93L50 91H49V92H46V91H48V88H47V89H46V88L43 89V88H42ZM45 85H47V86H45ZM104 85H105V86L108 85V87H105ZM121 85L118 84V86H121ZM146 85H145V86H146ZM158 85L161 86V88L158 87ZM5 86H6V88H4ZM17 86H18V87H17ZM19 86H21V87H19ZM38 86H39V87H38ZM40 86H41V87H40ZM95 86H96V87H95ZM103 86H104V87H103ZM118 86L116 87V89L119 88ZM122 86H121V87H122ZM124 86H125V84H124ZM124 86H123V87H124ZM126 86H127V85H126ZM9 87H10V88H9ZM71 87H73V86H71ZM121 87H120V88H121ZM146 87H147V86H146ZM157 87H158V88H157ZM19 88H20V89H19ZM50 88H51V89H50ZM73 88H76V87L74 86ZM73 88H72V89H73ZM148 88H150V87H148ZM6 89H9V90H6ZM10 89L12 90V92H10V91H11ZM16 89H17V91H16ZM18 89H19L20 91H19ZM41 89H43V90H41ZM52 89H53V90H52ZM59 89H60V91H58ZM98 89H99L100 91H96V90H98ZM108 89H109V93H110V90L112 91V89H110V88H108ZM116 89H115V90H116ZM121 89H122V88H121ZM153 89H152V90H153ZM3 90H4V91H3ZM5 90H6V91H5ZM34 90H33V91H34ZM62 90H63V91H62ZM90 90H89V91H90ZM101 90H102V91H101ZM106 90L103 91L104 94L108 93ZM119 90H120V89H119ZM154 90H153V91H154ZM157 90L154 91V93H155V92H159V91H157ZM161 90H162V89H161ZM161 90H160V91H161ZM13 91H14V92H13ZM15 91H16V92H15ZM18 91H19L20 93H19ZM21 91H22V92H21ZM26 91H25V92H26ZM61 91H62V92H61ZM64 91H65V92H64ZM83 91H84V90H83ZM85 91H86V90H85ZM3 92H4L5 94H2ZM8 92H9L10 94H9ZM17 92H18L19 96H18ZM45 92H46L47 94H46ZM58 92H59L60 94H59ZM63 92H64V93H63ZM99 92H101V93H99ZM162 92H163V91H161L160 94H161ZM6 93H7V95H6ZM29 93H26V94H29ZM67 93H68V94H67ZM74 93H75V94H74ZM93 93H94V94H93ZM109 93H108V94H109ZM112 93H113V92H112ZM112 93H111V94H112ZM13 94H15L17 97H15ZM31 94H30V95H31ZM39 94H38V95H39ZM45 94H46L47 96H45ZM48 94H50L49 97H48ZM57 94H59V96L61 97V99H62V97H63V100H61L60 97H58ZM65 94H66V96H65ZM81 94H82V95H81ZM102 94H103V93H102ZM157 94H159V93H155V95H157ZM160 94H159V98H161V95H160ZM23 95H25V94H23ZM32 95H31V96H32ZM38 95L36 94V95H35L36 97L34 96L35 98H32V97H33V96H32V97H31V100L36 99ZM54 95H56V96H54ZM62 95H63V96H62ZM69 95H70V96H69ZM90 95H92V96H90ZM53 96L55 97V99H54ZM64 96H65V97H64ZM80 96H83V97H80ZM4 97H5V98H4ZM7 97H9V99H8ZM12 97H14V98H12ZM39 97H40V95H39ZM50 97H51V99H50ZM69 97H70V98H69ZM95 97H96V96H95ZM157 97H158V96H157ZM2 98H3V99H2ZM10 98H11V99H10ZM16 98H18V99H16ZM48 98H49L50 100H49ZM57 98H58V99H57ZM78 98H80V100H79ZM86 98H85L84 100H86ZM12 99H13V100H12ZM15 99H16L17 101L14 103ZM74 99H75V98H74ZM4 100H5V101L7 100V101L5 102ZM9 100H11L12 102H10ZM55 100H57V102H56ZM59 100H60V101H59ZM35 101L37 102L38 100H37V99L34 100V101H33L34 104L36 103ZM7 102H8V103H7ZM70 102H71V103H69V102H68V103H69V104H72V105H71V107H73L72 109H74V106H75V109H76V110L79 109V107H78L77 105H74V104L72 103V100H71ZM5 103H7L8 105L5 104ZM9 103H10V105H9ZM11 103H12V104L14 103L13 106H12ZM55 103H57V104L55 105ZM89 103H90L89 105L92 104V102H90V101H89ZM82 104H83V103H82ZM2 105H3V106H2ZM35 105H36L37 108H36V109L34 108V109L36 110V114H38L37 116H41V118H43L42 120L45 121V122H43V121L40 119L41 121H40V120H39V121L41 122V124L39 125L40 122L37 124L36 121H35L34 123H35L37 126H35V124H34V127H33V128H37V129H36V131H35V129H33V130H34L35 132H38V131H39V132L37 133V135L41 132L40 135L37 136V135L35 134V136H37L38 138L41 139V140H40V139H37V140H38L37 143H38V144H41L42 149H44L45 147L47 148V146H48V145H46L47 142L45 143L47 137H44V134H45V132H46L47 129L49 130L48 132L51 133V127H52V128L54 127V126H52L54 123L50 126V124L52 123L53 120H51L50 117H46L47 115H46L45 113L43 114L42 110L39 109V108H41V107L38 108V102H37ZM39 105H40V104H39ZM59 105H60V104H59ZM87 105H88V104H87ZM89 105H88V106H89ZM8 106H9V107H8ZM2 107H3V108H2ZM7 107H8V108H7ZM10 107H11V109H10ZM12 107H13V108H12ZM56 107H57L58 109H56ZM76 107H78V108H76ZM4 109H7V111L4 110ZM75 109H74V110H75ZM3 110H4V111H3ZM9 110H13V111L11 112V111H9ZM16 110H17V109H16ZM37 110H38V113H37ZM39 110H41L42 113H40ZM1 111H2V112H1ZM5 111H6V115H5V116H4V115H1V114H3V113L5 114ZM24 111H25V110H24ZM26 111H27V110H26ZM26 111H25L26 114H25V113H24V114L27 116V113H28V117L30 118V116H29V115H30V112H28V111L26 112ZM61 111H62V110H61ZM8 112H9L11 115H10ZM24 114H23V115H24ZM8 115H10V116H8ZM25 115H24V117L27 119L28 117H26ZM42 115H43V116H42ZM45 115H46V116H45ZM61 115H62V114H61ZM61 115H60V116H61ZM7 116H8V117H7ZM3 117L5 118V120H3ZM22 117H23V116H22ZM44 117H45V118H44ZM12 118H13V116L10 117V119H12ZM29 118H28V120L30 121ZM263 118H264V117H263ZM45 119L50 120V121H47V120H45ZM1 120H0V121H1ZM20 120H23V121L20 122ZM7 121H9L10 124H9ZM25 121H26V120H25ZM263 121H264V120H263ZM263 121H262V122H263ZM48 122H49V123L51 122V123L49 124ZM7 123H8V126H10V127L7 126ZM43 123H46V126H45V124H44V126H43V125H42ZM47 124H48V125H47ZM4 125H5V127H4ZM38 125H39V126H38ZM6 126H7V128H9V130L6 129ZM27 126H28V127H27ZM32 126H33V125H32ZM40 126H42V127H40ZM49 126H50V128H47V129H46V127H49ZM113 126H114V125H113ZM113 126H112V127H113ZM19 127H20V128H19ZM38 127H39L40 130H41V128H42L43 131H40V130L38 129ZM44 127H45V129H44ZM112 127H110V128H112ZM115 127H116V125H115ZM115 127H113V128H115ZM10 128H11V131H10ZM113 128H112V129H113ZM151 128H154V127H151ZM5 129H6V131H5ZM28 129H29V128H28ZM261 129H262V130H261ZM3 130H4V131H3ZM13 130H14V131H13ZM37 130H38V131H37ZM113 130H114V129H113ZM115 130H116V129H115ZM150 130H152V129H150ZM150 130H149L148 132L151 134L152 131H150ZM7 131H8V133H7ZM9 131H10V132H14V134L18 131V133H17V138L14 139V137H16V134L14 135L13 133H10ZM23 131H24V133H23ZM109 131L112 133V130H111V129H109ZM261 131L264 132V123H263L262 127L259 129L258 134L261 133ZM1 132H2V133H1ZM20 132H22V133H20ZM27 132H28V133H27ZM153 132H154V129H153ZM153 132H152V134H153ZM9 133H10V135H9ZM25 133H26L27 135H26ZM42 133H44V134H42ZM1 134H2V135H1ZM18 134H19V136H21L20 138L18 137ZM21 134H22V135L25 134L26 136L23 137ZM33 134H34V133H33ZM147 134H148V133H147ZM152 134H151V135H152ZM160 134H161V133H160ZM160 134H159V133H155V134H154L155 136L158 135V136L156 137L157 139H154V138H155L154 135H152L154 138H149V139H152V141H154V142H155V140H156V141L161 140V141L159 142V144H158V142H155L156 144L154 143L153 145H151V144L153 143V142L151 141V143H150L151 146H150V145L148 144V143H149V142H148L149 140H148V138H147V140H146L147 142H145V145H146L147 148H149V150H151L150 147H151V148H153V147L156 148L155 146L158 145V147H157V148H158V149H157L158 152H155V151H154V152L157 153V154H159V150H164V151H165L166 149H167L169 152H167V150H166L165 153H168V154L173 153V154H171V155H166V154L164 155V151H161V152H163L162 155H164V156H169V157H167V159H166L165 157H163V156H162V158H163L164 160L166 159V161H170V160H171L170 165H172V162H173V165L176 166V165H177V164H176V161H177V160H178L177 162H179V160L181 161V156H183L184 158H185V156L187 157L186 154H187L188 152H187V151L184 149V147L181 146V145L168 144V143H166L165 140L162 139V138H164V137H163L164 134H163V133L161 134L162 137L160 136ZM262 134H263V136H264V133H262ZM262 134H260V137L262 136ZM4 135H6L7 138L12 137V135H14V136H13L12 138H10V139H7L6 137H5V139H4ZM7 135H8V136H7ZM42 136H43V137H42ZM95 136H96V135H95ZM95 136L93 137V135H92L93 139L95 138ZM97 136H98V138H96L97 140L99 139V137H100V138H103V136L100 135V134H97ZM97 136H96V137H97ZM147 136L149 137L150 135L148 134ZM258 136H259V135H258ZM2 137H3V139H2ZM28 137H29V135H28ZM33 137H34V135H33ZM33 137L31 138V136H30L28 139L30 140V138H31V140H33V139H34ZM92 137H91V138H92ZM150 137H151V136H150ZM158 137H159V139H158ZM260 137H259V138H260ZM18 138H19V139H18ZM43 138H46V139H43ZM160 138H161V139H160ZM6 139H7L8 141H6ZM16 139H17V140H20L21 142H20V141H19V142H20L22 145H21L18 141H16ZM28 139H26V141H28ZM93 139H92V140H93ZM103 139H104L105 141L107 140V138H106V139L103 138ZM153 139H154V140H153ZM3 140L6 141L5 144H4V141H3ZM9 140H12L13 145L15 144L13 147H16V146L18 147L19 144H20L22 147L19 146L18 148H17V147H16V148H12V144H11V143H10L11 145H10L9 143H8L9 145H6L7 142H9ZM14 140L16 141L15 143L13 142ZM34 140H36V138H35ZM99 140H100V139H99ZM26 141L24 140L25 144H26ZM39 141H40V142H39ZM47 141H48V140H47ZM101 141H102V139H101ZM163 141H164V142H163ZM17 142H18L19 144H17ZM24 142H23V143H24ZM30 142H31V143H30ZM30 142H28V143H29L28 145H30V147H31L32 143H33L34 146L36 145V141H33V142L30 141ZM94 142H95V139H94ZM96 142H97V141H96ZM96 142H95V145L98 144V145L100 146V142H99V141H98L97 143H96ZM106 142H108V140H107ZM106 142L103 141V143H106ZM1 143H3V145H2ZM101 143H102V142H101ZM103 143H102V144H103ZM146 143H147V144H146ZM25 144H24V145H25ZM38 144H37V145H38ZM165 144H166V145H165ZM37 145H36V146H37ZM147 145H148V146H147ZM160 145H162V146H160ZM169 145H170V146H169ZM4 146H5V147H4ZM7 146H10V149H9V147H7ZM34 146H32L31 148H30L29 146H27V147L29 148V149H28V150H29V153H30V151H31V153L33 152V149H32V148H33ZM99 146H98V147H99ZM103 146H104V145H103ZM149 146H150V147H149ZM152 146H153V147H152ZM163 146H165V148H166V147H167V148H166V149H162ZM172 146H174V147H172ZM175 146L178 147V148H175ZM3 147H4V148H3ZM37 147H38V146H37ZM94 147H96V146H94ZM98 147H96V148H98ZM146 147H145V148H146ZM160 147H161V148H160ZM236 147H237V146H236ZM236 147H235V148H236ZM5 148H8L9 150L12 149V153H13V150H14V151H17V152H15V153L12 154V153H10L11 151L8 152L9 150L7 151V149H6V151H5ZM25 148H26V147H25ZM96 148H95V149H96ZM154 148H153V149H154ZM172 148H174V150H171ZM182 148H183V149H182ZM229 148H230V147H229ZM229 148H225V149H227V150L224 149V152H226V153L228 152L227 155H226V156H227V157H226L227 160H226V158L223 159V157L225 156L224 153H223V154L220 153V155H219V153H218L217 151H216V153L214 154L217 158H216L214 155H212L211 157L214 156L213 159H211V157H210L209 159H207V158H205V157H201V158H203V160H202L199 156H197V157H199V158L196 159V156L191 155V154L188 153V158L191 156V158L193 159V162H195V163H194L195 165H196V164H198V165H199V164H200V165L202 164V165H203L202 168H201V170H200V167H201V166L196 165V166H198V168H199V169H198L196 166L192 165L193 162H192V159H190V158H189V159L187 158V161H186V159H183V158H182L184 161H186V162H184L185 164H184V163H183V164H184L185 167L187 166L186 169H189V170H191V168H190L191 166H192V169H193V166H194L195 168H194L193 170H194L195 173H196V171H195L196 168H197V173H202V174H203L204 172H205V173L208 172V174L216 173V169L220 168V166H218V165H219V164L222 165V166L224 165V162L222 163V160H224V161L226 160L228 163H227L226 161H225V163H226L227 165H230V163H231L232 160L229 162V159H228V158H231V159H232V158L235 157V158L237 159V156H238V159H239L240 157H241L242 159H244L243 157H246V155H243V156H242V153H243V150H244V149H242L241 147H240L241 149L237 147V148L239 149V152H238V149H237V148H236L237 150H235V152H234V150H233V152H232L231 150H229ZM231 148H232V147H231ZM233 148H234V147H233ZM235 148H234V149H235ZM2 149H3V151H2ZM16 149H17V150H16ZM30 149H32V150H30ZM98 149H99V148H98ZM100 149H102V145H101V148H100ZM177 149H179V150H178L179 152H178V151H177V152L175 151V150H177ZM26 150H27V148H26L24 151H26ZM154 150H155V149H154ZM222 150H223V149H222ZM222 150H220V151L222 152ZM228 150L231 151V154H230V155H228V154H229V151H228ZM240 150H242V153L240 152ZM171 151H173V152H171ZM185 151H186V152H185ZM220 151H219V152H220ZM1 152H3V153L1 154ZM151 152H152V150L150 151V153H151ZM161 152H160V153H161ZM174 152H175V153H174ZM180 152H181V154H180ZM26 153H27V155H28V151H27V152H23V154H25V155H26ZM31 153H30V154H31ZM183 153H184V154H183ZM237 153H238V154H237ZM8 154H7V155H8ZM10 154H11V155H10ZM157 154H156V155H157ZM221 154H222V156H221ZM234 154H236V155H234ZM244 154H245V153H244ZM17 155H18V154H17ZM151 155H152L153 157H159L158 160H160V161L162 160L161 162H163V159H160V158H161V155L154 156L152 153H151ZM172 155H173V156H172ZM175 155L177 156V159H176V157H174ZM178 155H179V156H178ZM15 156H16V155H15ZM137 156H138V155H137ZM137 156H136L135 158H137V159H136V160H137L136 162L138 163V162L140 161V158H139V156H138V157H137ZM192 156L195 157V159H194ZM233 156H234V157H233ZM168 158H169L170 160H169ZM171 158H173V159H171ZM179 158H180V159H179ZM215 158L217 159V161L220 159L221 161H220V160H219V161H220L221 163H220L219 161L217 162V161L215 160ZM174 159H175V161H173ZM198 159H199V162H198ZM238 159H237V160H238ZM103 160H104V159H103ZM183 160H182V162H183ZM200 160H201V161H200ZM239 160H240V159H239ZM134 161H135V159H134ZM134 161H133V164H136V165L133 166V164H132V171H133V172H132V176H133V178H136V179H134V180H135V182L137 181V183H136V184H138L137 187H141L140 185L142 184L143 181L140 183V181H141V179H142L141 174L139 175V172H140V169H139V168H140V166H139V163H138V164H137V163H134ZM188 161L191 162V164H190L191 166L189 165L190 162L188 163ZM205 161H206V162H205ZM208 161H209V162H208ZM215 161H216V162H215ZM235 161H236V160H235ZM174 162H175V164H174ZM182 162H179V165H177V166L180 167L181 164H182ZM207 162H208V163H211V165H210V164L207 165V164H208ZM164 163H165V162H163V164H164ZM167 163H168V162H167ZM214 163H216V165H215ZM233 163H235L234 160L232 161V164H233ZM168 164H169V163H168ZM187 164H188V165H187ZM11 165H13V164H11ZM11 165H9V164L4 165L5 168H3V169H5L6 171H7V170L10 171V169H11V171H12V170H13V171H14V170L17 171V168H18V170H19V167H18L17 165L14 164V165H13V168L11 167ZM165 165H166V164H165ZM204 165H205V166H204ZM206 165H207V168H206ZM214 165H215V168H214ZM14 166H16L17 168L15 167V168H16V169H15ZM135 166H138L137 169H136ZM188 166H190V167L188 168ZM208 166H209V167H208ZM211 166H212V168H211ZM216 166H217V167H216ZM6 167H8V168H6ZM9 167H10V168H9ZM185 167H184V168H185ZM1 168H2V167H0V169H1ZM133 168H134L135 170H134ZM181 168H182V166H181ZM205 169H208L209 171H208V170L206 171ZM212 169L214 170V172H213ZM138 170H139V171H138ZM199 170H200L201 172H200ZM134 171H137V172H136L137 174H136ZM198 171H199V172H198ZM211 172H212V173H211ZM10 173H11V172H10ZM10 173H9V174H10ZM13 173H15V172H12L11 174H13ZM11 174H10V175H11ZM133 174H134V175H133ZM14 175L17 176L16 173L13 174L12 176H14ZM137 175H138L139 177H138ZM214 175H215V174H214ZM243 177H245V176H243ZM246 177H250V176H246ZM140 178H141V179H140ZM240 178H241V176H240ZM138 179H139V181H138ZM247 179H248V181H247L246 178H245V180H243V182L245 181V182H248V183H249L250 181L252 182V180H253L252 178H251L250 180H249V178H247ZM142 180H143V179H142ZM255 181H256V180H255ZM255 181L253 180L254 183H256ZM245 182H244L243 184H244L245 186H247V183L245 184ZM253 182H252V183H253ZM252 183H249L250 186H251ZM139 184H140V185H139ZM250 186L248 185L247 187H250ZM139 189H140V188H139ZM139 189H138V190H139ZM208 189H209V188H208ZM213 189L215 190V188H213ZM213 189L210 188L209 190L213 193V191H214ZM209 190H208V192H206V193L209 194V193H210ZM136 191H137V188H136ZM136 194H137V192H136ZM210 194H211V193H210ZM132 195L135 196V193L133 192ZM134 196H133V197H134ZM206 196H207V194H206ZM250 209H251V210L249 211V216H250V218H247V216H248V215H247V216H246L247 219H245V220H246V221H245V222H246L245 225H244V224H243V225L241 224V225L244 226V227L247 226V222H248V220H249V222H248V223H249L248 226H251V225L253 226V225L256 224V223H258V224L260 223V222H258L259 220H261L260 218H258V217H260L259 214H258V212H257L258 209H256V208H251V207H250ZM253 213H254V217H253ZM256 213H257L258 215H257ZM251 214H252V217H253V218L251 217ZM255 214H256V215H255ZM256 216H258V217H257L258 220L255 219ZM250 220H251V221L253 220L255 223H254V222H253V224L250 223ZM209 221H210V220H209ZM203 222H206V223H207V220H206V221L204 220ZM210 222L212 223L213 221H210ZM210 222H208L209 224L207 223V224H208L207 227L210 229V227L212 226L211 229L213 230V229L215 228V229H214V231H215V230L217 229V228H216L217 225H216L215 223H212V224L210 225ZM237 222H239V221H237ZM243 222H244V221H243ZM243 222H242V223H243ZM206 223H205V224H206ZM240 223H241V222H240ZM240 223H239V224H240ZM214 224H215L216 226H215ZM236 224H237V223L235 222V226L238 225L237 227H242L241 225L239 226V224H237V225H236ZM209 225H210V226H209ZM256 225H257V224H256ZM256 225H255V226H256ZM213 226H215V227H213ZM252 226H251V227H252ZM255 226H253V227H255ZM56 229H58V228H56ZM211 229H210V230H211ZM56 240H57V238H56ZM56 240H55V241H56ZM121 242H122V246H124L125 248H127V246L130 247V246L133 244L132 241H130V242H132V243L130 244L129 240H128V242H126V240H125L124 243H123V240H122V241H119V242L117 243L118 246L120 245L119 243H121ZM128 244H129L130 246H129ZM126 245H127V246H126ZM115 246H116V245H115ZM120 246H121V245H120ZM134 246H135V244L132 245V247H134ZM116 247H117V246H116ZM117 248H119V247H117ZM117 253H118V252H117ZM118 254H119V253H118ZM118 256H119V255H118Z\"/></svg>",
    "mask_w": 264,
    "mask_h": 264
}]
</instances>
